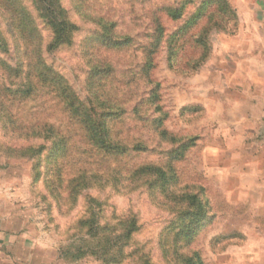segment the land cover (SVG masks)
I'll use <instances>...</instances> for the list:
<instances>
[{
    "label": "rangeland",
    "instance_id": "obj_1",
    "mask_svg": "<svg viewBox=\"0 0 264 264\" xmlns=\"http://www.w3.org/2000/svg\"><path fill=\"white\" fill-rule=\"evenodd\" d=\"M0 2L32 15L43 61L81 100L94 99L102 84L113 108L126 111L115 130L128 143L142 138L149 150L121 163L162 164L171 150L187 146L170 162L171 192L195 193L209 208L192 241L176 246L170 226L179 207L149 184H105L106 158L73 132L55 92L38 86L20 100L3 93L0 264H179L178 257L193 253L202 264H264V0H60L77 29L71 46L52 53L46 52L51 33L31 0ZM7 20L0 6V35L8 44L0 59L14 66ZM102 36L110 41L103 45ZM124 38L129 42L114 46ZM94 66L107 71L91 76ZM11 81L0 66V86ZM138 104L147 127L131 117ZM155 120L173 143L152 136ZM44 123L71 138L67 149L56 153L53 140L29 137ZM28 146L35 152L23 154ZM119 217L138 227L121 257L77 258L97 240L80 222L102 228Z\"/></svg>",
    "mask_w": 264,
    "mask_h": 264
},
{
    "label": "trees",
    "instance_id": "obj_2",
    "mask_svg": "<svg viewBox=\"0 0 264 264\" xmlns=\"http://www.w3.org/2000/svg\"><path fill=\"white\" fill-rule=\"evenodd\" d=\"M31 2L36 12V18L41 20L51 33L46 52L52 53L60 48L71 46L73 33L77 28L69 21L66 10L61 7L60 0H31ZM0 6L6 9L11 37L15 39L16 54H18L17 64L14 66L0 59L3 75H7L9 80L12 79L10 86H0V95L6 93L12 99H29L37 91L38 86L48 87L55 92L57 101L61 105V115L72 126L73 132H80V140L88 145L87 147L92 153L98 154L100 158H106L104 168L110 178L106 179L105 184L114 188H118L121 182L142 186L149 184V187L153 188V192L158 190L160 195L173 205L174 209L179 207L176 218L170 226L176 246L177 243L183 245L191 242L196 231L201 228L200 223L209 218V208L207 202H203L195 193L171 192L174 178L170 162L173 159L181 158L187 146L171 150L168 153L169 160L162 164L140 163L127 166L121 163L129 156L137 158L149 150L142 138L138 141L134 139L128 143L126 142L128 137L119 135V132L115 130L114 126L122 120L126 111L123 108H113L112 104L115 102L111 97L102 93L101 90L104 88L102 84L95 88L92 94L94 99L87 97L85 100H81L72 88L63 82L62 77L43 61L41 39L37 34L32 15L20 5H16L15 2L8 5L0 2ZM163 10L168 12L167 7ZM109 32L111 31L109 30ZM99 39L103 45L110 41V37L105 36ZM128 42V38H124V42L115 41L114 46L120 47L123 43ZM7 45L6 40L0 35V48L4 49L5 53L8 52ZM25 60L26 62H24ZM106 71V68L94 66L90 72L93 74L91 76H96L104 75ZM23 75H25L24 78H21ZM20 79L23 82H18ZM140 106L138 104L131 110V117L141 122L143 127H147L148 124L141 116ZM8 121L9 128L14 129L15 118L9 116ZM149 124L154 129L152 134L154 138L157 137L163 142L169 140L173 143L174 139L172 138L170 141L167 132L162 129L161 120H155ZM41 128V132L32 131L29 137L37 135L36 137H42L44 140H53L57 146L54 150L56 153H59L63 148L67 149V143L71 138L67 137V140L62 134L60 135L52 124L44 123ZM28 152L34 153V147L28 146L22 153L27 154ZM116 221V225L105 224L102 228L95 226L94 222L87 221L83 224L80 222V225L87 227L90 238L97 240L95 247H89L86 251L78 250L77 258L85 253L98 256L107 254L108 256L104 259L110 257V260L113 256H120L124 251L123 248L127 246V242L137 232L138 227L135 221L128 218L119 217ZM101 244L103 247H100ZM113 251L116 254L110 255ZM178 258L179 264H202L196 253Z\"/></svg>",
    "mask_w": 264,
    "mask_h": 264
},
{
    "label": "crops",
    "instance_id": "obj_3",
    "mask_svg": "<svg viewBox=\"0 0 264 264\" xmlns=\"http://www.w3.org/2000/svg\"><path fill=\"white\" fill-rule=\"evenodd\" d=\"M0 251H2V248H1V250Z\"/></svg>",
    "mask_w": 264,
    "mask_h": 264
}]
</instances>
